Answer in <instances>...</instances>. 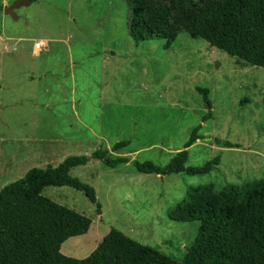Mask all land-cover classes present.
Segmentation results:
<instances>
[{
    "label": "rangeland",
    "instance_id": "obj_1",
    "mask_svg": "<svg viewBox=\"0 0 264 264\" xmlns=\"http://www.w3.org/2000/svg\"><path fill=\"white\" fill-rule=\"evenodd\" d=\"M127 13L123 0H35L16 9L15 18L0 11V189L45 166L43 157L22 153L29 142H20L21 128L32 131L35 146L50 142V152L58 149L64 158L128 139L127 147L110 153L163 166L200 124L203 138L187 148L186 165L201 166L219 155V165L207 174L159 176L97 159L72 167V176L94 188L100 214L80 190H42L91 219L86 234L61 245L64 255L87 256L115 228L179 262L199 222L173 221L169 212L192 186L211 183L218 197L226 184L264 178V67L186 32L169 47L163 39L136 42ZM41 39L46 48L35 54L33 42ZM196 87L208 89V119ZM44 158L51 165L64 159Z\"/></svg>",
    "mask_w": 264,
    "mask_h": 264
},
{
    "label": "trees",
    "instance_id": "obj_2",
    "mask_svg": "<svg viewBox=\"0 0 264 264\" xmlns=\"http://www.w3.org/2000/svg\"><path fill=\"white\" fill-rule=\"evenodd\" d=\"M32 2L35 0H31ZM127 29L136 41L163 39L169 47L179 32L200 38L244 63L264 67V0H123ZM2 5L0 4V11ZM211 117L208 89L196 87ZM195 126L182 149L166 165L114 156L130 140L98 147L90 154L68 155L56 165L32 167L0 189V264H264V178L221 187L192 186L169 212L173 221H198L199 228L181 261L111 228L85 257L60 251L71 237L88 232L91 219L42 195L45 186H70L90 202L100 204L94 188L72 176V167L97 159L110 168L130 163L136 171L164 176L173 173L202 175L220 163L219 155L201 166H188V150L203 138ZM224 147L229 141L215 140Z\"/></svg>",
    "mask_w": 264,
    "mask_h": 264
},
{
    "label": "crops",
    "instance_id": "obj_3",
    "mask_svg": "<svg viewBox=\"0 0 264 264\" xmlns=\"http://www.w3.org/2000/svg\"><path fill=\"white\" fill-rule=\"evenodd\" d=\"M2 5V4H1ZM21 130H22V132H24V135H21V137L19 138L20 139V142H22L23 140L22 139H24V141L25 142H29L28 143V145H27V147H25L23 150L24 151H22V153H24V156L25 157H27V158H29L30 156H32V155H35L36 157H43L42 158V162H44V164L45 165H47V164H51V161L50 160H45V158L44 157H50V158H55V157H57V158H64L63 156H64V154H61V155H59V154H57V150L56 151H52V152H50V149L51 148H53V144H49V143H46L45 141H38L39 142V144H36V146L34 145V142H35V135H33V133H32V131L31 132H27V130H25V129H23V128H21ZM67 140V142H69L70 140H68V139H66ZM4 141H6V140H2L1 141V143L2 142H4ZM80 142L81 141V136L79 135L78 136V138H76V137H74V139H73V142L75 143V142ZM66 141L65 140H63L61 143V148L64 146V143H65ZM34 145V146H33ZM6 146V145H5ZM3 152V149H1V153ZM15 153H19L18 151L17 152H15ZM1 160H3L2 159V154H1ZM127 164V163H126Z\"/></svg>",
    "mask_w": 264,
    "mask_h": 264
},
{
    "label": "water",
    "instance_id": "obj_4",
    "mask_svg": "<svg viewBox=\"0 0 264 264\" xmlns=\"http://www.w3.org/2000/svg\"><path fill=\"white\" fill-rule=\"evenodd\" d=\"M31 0H14L9 5L2 6V12L11 17H16L15 10L19 9L23 6H29L31 4Z\"/></svg>",
    "mask_w": 264,
    "mask_h": 264
},
{
    "label": "built area",
    "instance_id": "obj_5",
    "mask_svg": "<svg viewBox=\"0 0 264 264\" xmlns=\"http://www.w3.org/2000/svg\"><path fill=\"white\" fill-rule=\"evenodd\" d=\"M32 47H33L34 53L39 54L40 52L43 51L44 48H46V44H45L44 40H42V39L41 40H35L33 42Z\"/></svg>",
    "mask_w": 264,
    "mask_h": 264
}]
</instances>
